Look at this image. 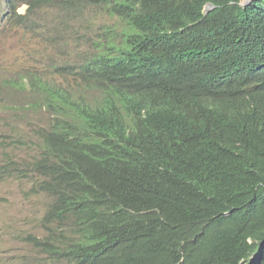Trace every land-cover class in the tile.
<instances>
[{"label": "trees", "instance_id": "16d2710c", "mask_svg": "<svg viewBox=\"0 0 264 264\" xmlns=\"http://www.w3.org/2000/svg\"><path fill=\"white\" fill-rule=\"evenodd\" d=\"M57 2L119 21L79 72L108 97L29 75L49 115L28 167L51 200L34 245L61 264H264V0L27 3Z\"/></svg>", "mask_w": 264, "mask_h": 264}, {"label": "rangeland", "instance_id": "374dc122", "mask_svg": "<svg viewBox=\"0 0 264 264\" xmlns=\"http://www.w3.org/2000/svg\"><path fill=\"white\" fill-rule=\"evenodd\" d=\"M2 8L4 0H0ZM26 10V5L19 8L22 13ZM115 21L119 20L102 7L73 10L59 4L36 8L22 24L0 16V166L13 160V166L24 168L0 179V264H61L30 239H43L47 234L43 217L51 200L32 189L37 175L28 167L39 151L33 130L48 117L30 106L38 93L14 88L11 81L32 72L65 88H80L71 67L83 63L96 49L103 30ZM61 63L66 66L64 71L53 70ZM96 96V92L89 94L90 99Z\"/></svg>", "mask_w": 264, "mask_h": 264}, {"label": "clouds", "instance_id": "9594fccd", "mask_svg": "<svg viewBox=\"0 0 264 264\" xmlns=\"http://www.w3.org/2000/svg\"><path fill=\"white\" fill-rule=\"evenodd\" d=\"M32 1L33 0H4V8H2L1 10H0V16H1V18H3V16L4 15H7V18H8V20L10 21V22H12V23H16V24H22L23 22H17L16 20H17V15H15L14 13H13V11H15L16 12V14H20V15H25V17H27L28 16V14H29V12H31V11H33V10H35L36 8H34V9H32L31 8V4L30 3H27V2H31L32 3ZM247 2V0H242V2H241V0H240V3L243 5V6H245V5H247V4H249V3H251L252 2V0H250L248 3H246ZM14 4V6H15V8H13V5ZM46 4H50V3H46ZM55 4H59L61 7H62V4L61 3H59V2H57V3H55ZM22 5H26L27 6V10H26V12L25 13H22V12H19V8L22 6ZM84 6H86V5H84ZM89 6H92V5H89ZM80 7V6H79ZM78 7V8H79ZM98 7H102V6H98ZM214 7V5L211 3V2H209L207 5H206V7H205V9H206V11H208V10H210L211 8H213ZM77 8V9H78ZM103 8V7H102ZM74 10V9H73ZM106 13V12H105ZM108 14V13H107ZM109 15V14H108ZM111 16V15H110ZM113 17V16H112ZM114 18H116V17H114ZM26 19V18H25ZM105 39H103L102 37L97 41V44H96V49L93 51V52H90V53H88L87 54V56H86V58L84 59V61H83V63H81V64H79L78 65V67H71V70H75V73H76V75H77V80H79V83H80V88H76L75 90H73V89H71V88H66V89H68L69 91H71V92H73L74 93V95L75 96H82V97H84L86 100H90V101H95L96 99H97V101L98 100H100V99H102L104 96H109V93H108V90L106 89V88H108L106 85H99V84H97L95 81H89V83L88 84H86V83H84L83 81H82V79H81V77H80V75H79V72L81 71V66L93 55V54H95V53H97V51H98V49L100 48L99 47V43L101 42V41H104ZM65 64L64 63H61L58 67H56V68H53V70L54 69H56L58 72H62V71H64L65 69H66V66H64ZM30 74H34V75H36V76H38V77H40L42 80H44V81H46V82H49V83H51V84H55V85H57V86H60L61 88H65L64 87V85H61V84H58L57 82H51L50 80H49V78L48 77H42V76H40V75H38V74H35V73H32V72H28V73H25L24 75H22L21 77H19L18 79V81H21L23 78H25V82L27 83L26 85H25V87L24 88H20V87H18L17 85H16V87H14V88H19V89H21V90H28V91H32V87H31V85L30 84H28V82H29V75ZM106 77L107 76H105V77H103V78H101V79H106ZM15 79V78H14ZM34 92V91H33ZM91 92H96L97 93V96L96 97H93L92 99H90L89 98V94L91 93ZM102 104H104V102H102L101 103V105ZM100 105V106H101ZM47 114V113H46ZM47 117H48V119H49V115L47 114ZM47 119V120H48ZM46 120V121H47ZM35 159V158H34ZM13 161V160H12ZM33 161V160H32ZM21 168V167H20ZM31 172H33V171H31ZM33 173H35V172H33ZM13 175V174H12ZM12 175H10V176H12ZM9 177V176H8ZM35 184V183H34ZM34 186V185H33ZM33 189V188H32ZM43 193V192H42Z\"/></svg>", "mask_w": 264, "mask_h": 264}]
</instances>
